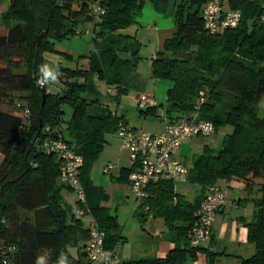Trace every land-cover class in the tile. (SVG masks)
<instances>
[{
    "label": "trees",
    "instance_id": "1",
    "mask_svg": "<svg viewBox=\"0 0 264 264\" xmlns=\"http://www.w3.org/2000/svg\"><path fill=\"white\" fill-rule=\"evenodd\" d=\"M145 1L158 14L171 16L176 28L151 67L153 79L172 83L164 119L175 123L190 118L199 92L208 89L198 120L212 122L215 131L225 126L233 130L219 152L204 147L187 181L203 189L218 181L242 186L244 202L253 209L246 227L255 253L240 264H264V118L257 116L264 97V22L258 0H220L227 9L239 11L241 21L236 29L218 35L204 29L202 9L211 0H173L172 5L170 0H9L10 10L3 18L6 28L0 32V103L25 107L29 117L22 125L18 115L0 109V264H37L40 253L47 250L50 263L57 264L69 248L80 249L82 223L60 195L64 185L59 164L40 146L64 131L66 142L83 158L81 182L86 158L92 161L98 156L104 133L116 132L119 122L126 124L111 112L96 115L89 109L99 105L98 82L115 87L118 96L131 90L139 44L117 32L136 23ZM95 3L105 11L100 18L92 13ZM81 36L89 37L93 50L85 54L56 50V43ZM46 54L60 55L63 64L58 63L54 72L55 83L48 81L53 87L44 88L42 103L37 80L44 75ZM83 60L86 67L80 65ZM23 64L28 68L25 73L20 72ZM68 110L71 116L66 121ZM140 114L155 117L156 109ZM153 194L146 201L149 212L167 222L188 221L186 238L199 204L190 206L172 192L168 181L158 183ZM21 212L33 217L23 219ZM98 226L105 233V247L113 248L118 239L111 241L107 229ZM197 249L187 252L192 256ZM185 258L183 251L176 250L165 261L127 264H180Z\"/></svg>",
    "mask_w": 264,
    "mask_h": 264
},
{
    "label": "crops",
    "instance_id": "2",
    "mask_svg": "<svg viewBox=\"0 0 264 264\" xmlns=\"http://www.w3.org/2000/svg\"><path fill=\"white\" fill-rule=\"evenodd\" d=\"M147 6L151 12L150 16L141 14L134 25L117 32L118 35L133 38L139 44L140 60L136 72L129 79L131 90L126 95L118 96L115 87H108L98 82L100 96L104 97L105 101H102L100 97L99 105L90 107L89 112L96 115L111 112L123 118V121L129 125L127 120L129 106L131 105V109L139 111L136 100L145 94L152 100L151 107L156 109V116L141 115L145 120L150 119L149 121L152 122L148 125L150 128L148 132L157 133L162 130L165 122L166 94L172 85L152 78V61L156 59L158 53L163 52L165 41L174 36L176 28L174 20L167 18L170 16L158 14L149 2ZM58 63L63 64L61 60ZM80 65L86 67L87 61L83 60ZM132 90H138L140 93L132 95ZM158 90L161 91L159 98H157ZM162 92L165 93L163 96ZM111 100H116L115 109L110 106ZM120 103L124 107H119ZM70 116L71 111L68 110L65 120H69ZM103 138L106 163H103L96 173L94 171L89 173L85 171V168H82L81 173L86 205L90 214L81 219L77 218L75 212L79 209V205L73 191L69 186L63 184L64 187L60 192L62 199L71 207L75 219L82 223L83 233L78 235L80 249L73 247L75 250L73 253L72 248H69L68 254L60 257L57 264H61V261H64V264H85V261L90 264L83 254L88 243L86 231L92 221L107 229L111 241L116 237L117 242H120V248L116 253L119 264L141 260L165 261L176 250L183 251L186 256L180 264H240L241 260L249 259L254 255L255 247L248 241L246 227L253 209L244 202L246 196L241 185L234 182H216L217 186L226 191L230 204L216 215L209 241L198 247L191 256L187 252L191 247L183 236L189 222L183 220L167 222L166 218L155 216L153 212H147L146 207L149 206L146 201H136L130 190L126 175L134 167L129 152L123 148V143L116 132L107 131ZM180 149L176 155L178 160H180L178 158ZM107 167H110V170L105 172ZM187 168L191 169L188 166ZM168 183L172 192L182 197L192 207L199 204L203 197L204 189L198 184L188 187L191 185L189 181L179 183V185H185L183 192L180 193L175 188L176 182ZM112 224L113 228L110 226ZM50 255L49 250L40 253V259H43L44 264H51Z\"/></svg>",
    "mask_w": 264,
    "mask_h": 264
},
{
    "label": "built area",
    "instance_id": "3",
    "mask_svg": "<svg viewBox=\"0 0 264 264\" xmlns=\"http://www.w3.org/2000/svg\"><path fill=\"white\" fill-rule=\"evenodd\" d=\"M261 4L260 20L264 22V0H258ZM92 13L100 18L105 14L104 9L95 3ZM204 29L209 35H218L225 30L236 29L241 21V13L224 7L220 0H211L204 4L202 9ZM89 33L86 31L85 35ZM48 85L45 75L37 80L39 89ZM208 89L199 92L195 113L188 119H182L175 123L165 120L162 130L157 133L138 132L124 122H119L116 135L123 142V148L129 152L133 170L128 175L130 190L136 201L145 202L152 199L153 189L163 181L184 183L187 181L189 169L176 158L181 146L194 138H206L214 134L215 128L212 122L198 120L197 113L200 106L206 101ZM152 105L148 95H141L136 100V106L140 111H145ZM22 125L28 124L29 111L21 110L18 116ZM50 132L49 128L45 129ZM40 150L54 156L59 164L60 181L69 186L73 191L79 209L75 216L79 219L90 214L86 205L85 191L80 182V170L83 158L75 153L62 133H54L46 138ZM107 167L105 172L109 171ZM230 204L224 189L212 184L204 189L203 197L194 212V221L186 233V240L191 248H198L209 241L212 235V225L216 215ZM149 211V207H146ZM88 243L84 248V257L90 264H119L116 256L120 248L117 242L113 248L105 247V233L95 221L88 227ZM11 252L12 249H9Z\"/></svg>",
    "mask_w": 264,
    "mask_h": 264
},
{
    "label": "rangeland",
    "instance_id": "4",
    "mask_svg": "<svg viewBox=\"0 0 264 264\" xmlns=\"http://www.w3.org/2000/svg\"><path fill=\"white\" fill-rule=\"evenodd\" d=\"M173 0H170V5H172ZM148 2L145 1L142 7V15L143 16H150L151 12L150 9L148 8ZM226 8V6L224 5ZM10 10V2L9 0H0V32L5 31V24L3 21L4 16L6 13ZM172 19V17H167ZM173 20V19H172ZM13 24V22H11ZM57 51L68 53V54H85L89 52V50H93V46L90 44L89 37L87 36H81V37H75L69 41H62L60 43H56L55 46ZM77 52V53H74ZM61 60L60 55L58 54H46L45 55V62H44V68L51 73V76H47L49 83H55V77H54V72L57 69L58 62ZM27 69L25 65H22V69L20 72L25 73L27 72ZM54 77V78H53ZM164 83H170L168 81H163ZM57 85V84H55ZM50 87L52 88V85H47V88ZM48 88V89H50ZM54 89V88H53ZM58 89V88H57ZM134 93H140L138 90H132L131 94L133 95ZM157 98L161 96V91H157ZM165 93L162 92V96ZM26 96V94H25ZM163 98V97H162ZM102 101H105V98L101 96ZM107 100V98H106ZM264 97L261 99L258 108H257V116L258 118L262 119L264 118ZM111 107L115 109L116 105V100H111ZM130 103V101H128ZM121 105V106H120ZM119 107H124L123 104L120 103ZM130 108L128 109V114H127V120L129 122V126L133 127L136 129V131H149L150 128L148 125H150L152 122L149 120H145V118L140 114V110L137 111L136 109H131V105L129 106ZM0 109L3 111H8L14 115H20L21 110L19 107L9 105L6 101H3L0 103ZM226 108L220 109V111H224ZM149 117V116H148ZM67 118V117H66ZM152 121V120H151ZM144 123V124H143ZM65 127L62 128V130ZM232 128L230 126H225V127H219L216 129L214 134H212L209 137L206 138H194L192 140L186 141L184 145H182L179 153V159L181 162H183L186 166L192 167L193 161L196 160L199 156L203 154L204 147L208 146L210 147L215 153L219 152L222 148L224 137L226 135H229L232 133ZM64 134V131H63ZM66 136V134H65ZM108 136V135H106ZM122 142V140H121ZM123 143V142H122ZM106 150H104V147L101 149L100 153L98 156L95 157L92 161H89V158H86V166H85V171H88L89 173L91 171H94L95 173L101 168L102 164L106 163ZM2 161V156L0 155V162ZM91 175V174H90ZM191 185H187L188 187L195 185L193 183H190ZM185 185H179V183H176V190L178 192H183V187ZM196 187V186H195ZM134 197V196H133ZM135 199V198H134ZM136 200V199H135ZM134 201V200H133ZM21 216L23 219H31L33 217L32 214L26 213V212H21ZM73 250V248H72ZM73 253H75V250H73ZM85 264L87 262L85 261Z\"/></svg>",
    "mask_w": 264,
    "mask_h": 264
},
{
    "label": "clouds",
    "instance_id": "5",
    "mask_svg": "<svg viewBox=\"0 0 264 264\" xmlns=\"http://www.w3.org/2000/svg\"><path fill=\"white\" fill-rule=\"evenodd\" d=\"M42 71L44 72V75L47 76H51V73H49L46 69H42ZM54 78V77H53ZM37 264H44L43 259L38 260ZM61 264H64V261H61Z\"/></svg>",
    "mask_w": 264,
    "mask_h": 264
},
{
    "label": "water",
    "instance_id": "6",
    "mask_svg": "<svg viewBox=\"0 0 264 264\" xmlns=\"http://www.w3.org/2000/svg\"><path fill=\"white\" fill-rule=\"evenodd\" d=\"M44 100H45V90L42 89V103L44 102Z\"/></svg>",
    "mask_w": 264,
    "mask_h": 264
}]
</instances>
